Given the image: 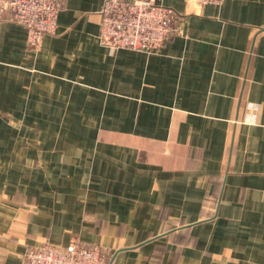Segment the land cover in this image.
I'll return each mask as SVG.
<instances>
[{
	"label": "crops",
	"instance_id": "1",
	"mask_svg": "<svg viewBox=\"0 0 264 264\" xmlns=\"http://www.w3.org/2000/svg\"><path fill=\"white\" fill-rule=\"evenodd\" d=\"M105 1L63 0L36 53L0 22V264H264V0H154L181 28L154 51L100 43Z\"/></svg>",
	"mask_w": 264,
	"mask_h": 264
},
{
	"label": "built area",
	"instance_id": "2",
	"mask_svg": "<svg viewBox=\"0 0 264 264\" xmlns=\"http://www.w3.org/2000/svg\"><path fill=\"white\" fill-rule=\"evenodd\" d=\"M199 6L220 5L223 0H190ZM63 0H0V22L22 24L27 44L40 51L46 34H55ZM174 9L154 0H106L101 9L100 43L110 49H159L181 32ZM25 264H109L100 245L83 246L76 240L65 248L45 243L25 254Z\"/></svg>",
	"mask_w": 264,
	"mask_h": 264
}]
</instances>
